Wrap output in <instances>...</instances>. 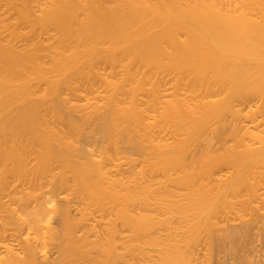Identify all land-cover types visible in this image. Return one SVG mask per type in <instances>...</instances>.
Instances as JSON below:
<instances>
[{"label":"bare ground","instance_id":"6f19581e","mask_svg":"<svg viewBox=\"0 0 264 264\" xmlns=\"http://www.w3.org/2000/svg\"><path fill=\"white\" fill-rule=\"evenodd\" d=\"M225 252L264 264V0H0V264Z\"/></svg>","mask_w":264,"mask_h":264},{"label":"rangeland","instance_id":"374dc122","mask_svg":"<svg viewBox=\"0 0 264 264\" xmlns=\"http://www.w3.org/2000/svg\"><path fill=\"white\" fill-rule=\"evenodd\" d=\"M261 241H262V240H261ZM261 241H259V243H261ZM256 242H258V241H256ZM254 244H256V243H254ZM257 245H258V244H257ZM257 245H256V246H257ZM256 246H254V247L256 248ZM257 248H259V247L257 246ZM255 250H256V249H255ZM255 250H254V251H255ZM258 250H259V249H257L256 251L258 252ZM254 251H253V252H254ZM256 251H255V253H256ZM255 253H252V254H254L255 257H256V254H255ZM226 254H227L226 252H225V254H224V253L222 254L223 256H225L224 258H226V259L223 258L224 261L227 260ZM258 254H259V253H257V258H258V259H259L260 257L262 258V256H259V257H258ZM222 255H221V257H223ZM259 255H260V254H259ZM255 257H254V258H255ZM229 258H230V257H229ZM257 258H256V259H257ZM261 258H260L259 260H261ZM221 259H222V258H221ZM223 259H222V260H223ZM256 259H255V260H256ZM230 260H231V258H230ZM262 260H263V258H262ZM227 261H228V260H227ZM227 261L225 262L226 264H227ZM231 262H234V261L231 260ZM231 262H230V263H231ZM261 262H263V261H261ZM228 263H229V261H228ZM230 263H229V264H230ZM234 263H235V262H234Z\"/></svg>","mask_w":264,"mask_h":264}]
</instances>
